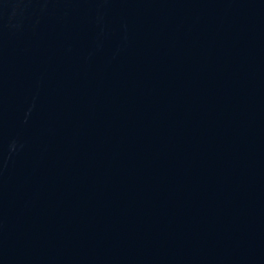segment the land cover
Wrapping results in <instances>:
<instances>
[{
  "label": "water",
  "instance_id": "obj_1",
  "mask_svg": "<svg viewBox=\"0 0 264 264\" xmlns=\"http://www.w3.org/2000/svg\"><path fill=\"white\" fill-rule=\"evenodd\" d=\"M258 163L264 0H0V264Z\"/></svg>",
  "mask_w": 264,
  "mask_h": 264
}]
</instances>
